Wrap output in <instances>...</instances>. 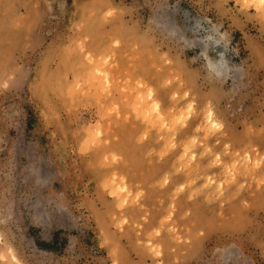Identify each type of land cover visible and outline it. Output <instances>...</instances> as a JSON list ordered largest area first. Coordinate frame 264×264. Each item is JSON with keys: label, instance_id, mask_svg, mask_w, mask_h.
Segmentation results:
<instances>
[{"label": "rangeland", "instance_id": "obj_1", "mask_svg": "<svg viewBox=\"0 0 264 264\" xmlns=\"http://www.w3.org/2000/svg\"><path fill=\"white\" fill-rule=\"evenodd\" d=\"M0 264H264V0H0Z\"/></svg>", "mask_w": 264, "mask_h": 264}]
</instances>
